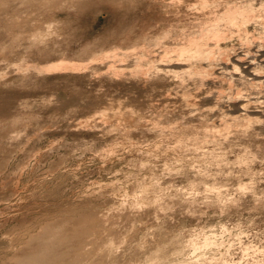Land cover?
I'll return each instance as SVG.
<instances>
[{
	"label": "rangeland",
	"instance_id": "rangeland-1",
	"mask_svg": "<svg viewBox=\"0 0 264 264\" xmlns=\"http://www.w3.org/2000/svg\"><path fill=\"white\" fill-rule=\"evenodd\" d=\"M57 1L0 8V264L92 214L77 264H264V120L223 131L216 81L174 75L243 0Z\"/></svg>",
	"mask_w": 264,
	"mask_h": 264
},
{
	"label": "bare ground",
	"instance_id": "bare-ground-1",
	"mask_svg": "<svg viewBox=\"0 0 264 264\" xmlns=\"http://www.w3.org/2000/svg\"><path fill=\"white\" fill-rule=\"evenodd\" d=\"M99 1L101 0H98L96 3ZM6 2H8V0H0V8L6 7L5 4H8ZM37 2L39 3L38 7L41 6L46 9H50V7H55V9H57V7H59L57 0H37ZM242 2L243 3H233V5L231 4L232 2L230 4L227 2L226 8L222 14L218 15L216 13L218 15V17L215 15L216 22L214 21L215 23L213 25H207V27L200 31L197 38L191 39L192 41L188 42V44H190L182 48L175 59L179 61L180 64L185 65V69L182 68L179 74V71H175L177 74L174 73L176 77L182 78L180 81L182 80V82H184V80L187 81V79L188 81L192 80L193 82L191 83L194 85L196 83L200 88H202L201 86L205 84V82L210 81V79L216 81L214 84L216 83L215 85L218 86H215V90L212 89L211 92L209 91L210 93H207L210 94L209 96H204L207 100L210 98L209 101H215L214 104L218 106L219 110H217L215 106L212 107L214 110L211 108L212 112L216 109V111L222 113L223 119L220 116L222 119L220 123H222V125L220 124L219 126H222L223 131L226 132L229 130L232 131L231 129H242V131L248 128L252 129V125L260 123L261 121L263 122L264 120V2L258 3V5L254 4L255 1L252 4V0H243ZM77 5H79L77 7L82 6V4ZM83 8L84 7H82V9ZM4 9L5 8H3V11ZM1 10L2 9H0V12ZM14 12H16V10ZM13 16L14 18L17 17H15V14ZM13 16L11 14V18ZM252 26L258 28L256 35H254L255 31L252 33ZM234 41H238V44H233L232 48L230 47L231 49L228 48V43ZM171 61L173 60L171 59ZM61 66L63 65L58 66V68ZM170 72L171 71H168L169 76L171 74ZM174 75H172L173 78L175 77ZM188 81L186 83H188ZM214 84H212V86ZM182 86L184 87V84ZM188 87L190 86L188 85ZM188 87H186L185 91H189L188 94L193 95L190 94L193 92L192 90H187ZM206 87L207 86H205V88ZM194 88L197 90L199 87ZM200 88L199 90L201 91ZM195 89L193 90L196 93L198 90L196 91ZM184 92V97H191H188V94H184ZM198 96H196V98ZM203 97H201L202 100ZM191 98L196 100L194 95ZM210 104L212 103L210 102ZM208 109L211 111L209 107ZM197 110L198 109L194 108L193 111ZM212 127L210 126V128ZM65 218L63 220H57V222L54 220L55 222L53 221V223L51 222L50 224L47 223L45 228L43 227L44 229L42 228L40 232V239L38 234V237L35 236L37 238L32 236L30 241L33 242L35 239H37L36 241H38V239L40 240V243L35 241L37 243L36 247L39 246V249L34 247L38 249L37 252H30L31 255H25L26 257H24V259L19 257L21 260L23 259L20 262L21 264H77V252L85 245V239L91 235H97L98 233L101 235L99 232L101 228L99 225L100 222L97 221V217L93 216V214L81 215L77 218ZM33 238L35 239L33 240ZM35 249H33V251H36ZM16 259L15 262L19 263V259Z\"/></svg>",
	"mask_w": 264,
	"mask_h": 264
}]
</instances>
